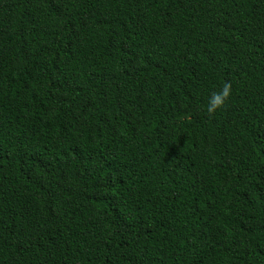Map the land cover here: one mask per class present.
Segmentation results:
<instances>
[{
	"label": "trees",
	"instance_id": "1",
	"mask_svg": "<svg viewBox=\"0 0 264 264\" xmlns=\"http://www.w3.org/2000/svg\"><path fill=\"white\" fill-rule=\"evenodd\" d=\"M0 264H264V0H0Z\"/></svg>",
	"mask_w": 264,
	"mask_h": 264
},
{
	"label": "clouds",
	"instance_id": "2",
	"mask_svg": "<svg viewBox=\"0 0 264 264\" xmlns=\"http://www.w3.org/2000/svg\"><path fill=\"white\" fill-rule=\"evenodd\" d=\"M232 95V84L224 81L217 89L212 90L206 97V103L202 105V111L208 116H213L221 111Z\"/></svg>",
	"mask_w": 264,
	"mask_h": 264
}]
</instances>
